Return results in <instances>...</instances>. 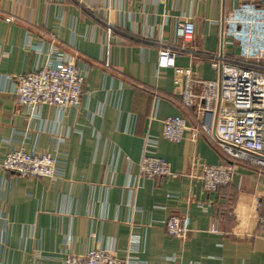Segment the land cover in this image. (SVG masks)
I'll return each mask as SVG.
<instances>
[{
  "label": "crops",
  "instance_id": "1",
  "mask_svg": "<svg viewBox=\"0 0 264 264\" xmlns=\"http://www.w3.org/2000/svg\"><path fill=\"white\" fill-rule=\"evenodd\" d=\"M241 1L0 0V164L22 147L56 156L59 167L55 179L0 167V264H61L90 249L135 264H264V171L241 165L213 192L189 177L193 160L224 159L201 133L164 138L165 118L192 122L172 69L157 68L155 43L175 37L177 18L195 24L184 45L215 54L223 19ZM52 45L85 74L83 94L62 113H33L16 103L13 76L53 62ZM224 47L237 54L231 39ZM175 62L199 78L218 75L206 59ZM145 155L164 159L171 173L141 177ZM171 215H187L185 238L167 233Z\"/></svg>",
  "mask_w": 264,
  "mask_h": 264
},
{
  "label": "built area",
  "instance_id": "2",
  "mask_svg": "<svg viewBox=\"0 0 264 264\" xmlns=\"http://www.w3.org/2000/svg\"><path fill=\"white\" fill-rule=\"evenodd\" d=\"M175 37L159 40L158 70L171 68L178 93V105L186 111L192 125L184 116L163 120V136L179 142L190 130L191 138L201 133L206 141L222 155L224 163L191 162L187 174L201 181L208 191L227 185L241 165L264 171V6L254 1H241L223 19L220 48L215 54L191 49L181 40L193 37L195 24L190 17L175 20ZM109 30L112 29L108 26ZM113 30V29H112ZM52 41L53 35H47ZM237 45L236 55L224 52V40ZM53 62L14 75L13 95L16 103L35 113L42 106L55 107L62 113L81 101L85 74L57 45L50 50ZM180 55L206 59L218 75L203 79L194 75L190 66H178ZM152 142V141H150ZM1 169L23 177H49L59 174L57 158L49 153L26 152L22 147L8 152ZM140 176L155 179L170 174L168 163L154 155H145L139 162ZM187 215H171L165 221L167 233L185 238ZM61 264H135L120 259L107 249H90L81 255L69 254Z\"/></svg>",
  "mask_w": 264,
  "mask_h": 264
}]
</instances>
